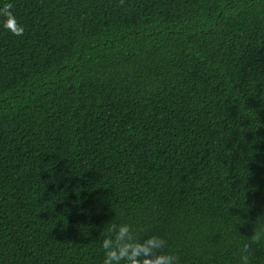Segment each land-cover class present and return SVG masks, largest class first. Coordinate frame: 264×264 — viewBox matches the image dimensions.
<instances>
[{"label":"trees","instance_id":"obj_1","mask_svg":"<svg viewBox=\"0 0 264 264\" xmlns=\"http://www.w3.org/2000/svg\"><path fill=\"white\" fill-rule=\"evenodd\" d=\"M10 2L0 264H103L124 224L238 264L264 217V0Z\"/></svg>","mask_w":264,"mask_h":264},{"label":"clouds","instance_id":"obj_2","mask_svg":"<svg viewBox=\"0 0 264 264\" xmlns=\"http://www.w3.org/2000/svg\"><path fill=\"white\" fill-rule=\"evenodd\" d=\"M12 3L5 2L0 15L5 17L4 27L20 34L22 27L17 24L15 15L11 11ZM11 22V24L9 23ZM254 233L244 243L238 264H251V250L253 245L264 241V217L254 224ZM105 257L103 264H179V258L170 252L165 251L167 241L159 236H153L146 241L140 242L133 238L129 225H120L114 238L103 241Z\"/></svg>","mask_w":264,"mask_h":264}]
</instances>
